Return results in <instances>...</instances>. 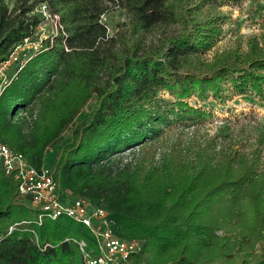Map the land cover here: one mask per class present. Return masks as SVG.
I'll return each instance as SVG.
<instances>
[{"label":"trees","instance_id":"trees-1","mask_svg":"<svg viewBox=\"0 0 264 264\" xmlns=\"http://www.w3.org/2000/svg\"><path fill=\"white\" fill-rule=\"evenodd\" d=\"M232 1L15 0L9 7L0 0V60L35 32L38 4L58 14L63 27L5 89L0 140L41 168L47 150L95 97L51 167L53 177L60 193L105 208L116 236L138 240L140 264H264L262 140L251 151L229 147L219 155L207 145L189 164L173 154L160 164L145 157L124 163L121 155L163 125L208 120L212 113L190 105L191 97L264 99V38L245 52L205 56L228 20L221 8ZM113 8L126 19L111 36L102 17ZM164 28L170 30L149 39ZM37 217L0 169V264H84L71 239L92 246L85 230L67 217L19 224Z\"/></svg>","mask_w":264,"mask_h":264},{"label":"rangeland","instance_id":"rangeland-1","mask_svg":"<svg viewBox=\"0 0 264 264\" xmlns=\"http://www.w3.org/2000/svg\"><path fill=\"white\" fill-rule=\"evenodd\" d=\"M6 2L9 7H12L15 0H6ZM221 11L228 17V20L223 25L222 35L205 54L206 57L209 58L215 53L235 49L245 52L252 40L262 43L264 38V0H235L223 4ZM125 19L124 11L120 8H113L110 13L104 14L102 17L111 36L117 32ZM46 22L43 29L40 30V35L43 34L45 40L54 33L55 24L52 20ZM168 30L170 29L164 28L155 31L149 36V39L152 40L155 36ZM36 37L33 35L32 41L36 40ZM33 51L31 49L29 53L32 54ZM163 95L172 99L167 92H163ZM187 101L190 105L203 107L210 111L212 116L200 124L163 125L160 134L155 138H150L152 137L150 134L148 139L142 140L143 144H138L132 151L128 149L122 152L123 162L137 164L145 157L148 163L154 161L155 164H160L165 155L173 154L181 164H189L196 161V153L207 145H211L212 151L219 155L223 148H237L247 152L260 145V140L264 143V99L247 94L234 96L225 102H218L212 97L205 101L191 97ZM94 103L95 97L87 103L74 122L65 130L60 141L47 150L44 160L47 167H54L62 147L71 141L72 128L88 116ZM149 145H152L153 149L147 150ZM85 231L88 233L86 229ZM261 246L264 247V242L259 245V247Z\"/></svg>","mask_w":264,"mask_h":264},{"label":"built area","instance_id":"built-area-1","mask_svg":"<svg viewBox=\"0 0 264 264\" xmlns=\"http://www.w3.org/2000/svg\"><path fill=\"white\" fill-rule=\"evenodd\" d=\"M33 13L39 15L41 19L35 32L15 45L11 53L0 60V98L27 61L41 49L45 37L43 34L40 35V30L46 21L52 20L55 23L54 33L49 37L51 41L63 32L59 15L53 13L46 3L38 4ZM33 35L37 36L34 41ZM31 49L34 50L32 54L29 53ZM18 111L19 114L26 116V109ZM0 169L14 179L19 194L28 197L30 206L38 212L36 220L22 221L19 224L42 225L46 220L67 217L86 229L88 233L85 232L92 242L90 246L85 239H71L77 244L84 264H140L135 261L142 249L140 242L116 236L114 233L116 222L110 218L105 208L92 205L70 190L60 193L52 168L46 165L41 168L32 166L22 152L10 148L0 140ZM17 225L18 223H15L10 226L8 233ZM2 238L0 237V240ZM48 245L47 243L45 246Z\"/></svg>","mask_w":264,"mask_h":264}]
</instances>
